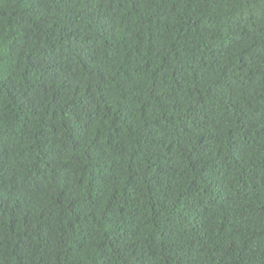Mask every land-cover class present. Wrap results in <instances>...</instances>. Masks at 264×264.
<instances>
[{
    "label": "trees",
    "instance_id": "1",
    "mask_svg": "<svg viewBox=\"0 0 264 264\" xmlns=\"http://www.w3.org/2000/svg\"><path fill=\"white\" fill-rule=\"evenodd\" d=\"M0 264H264V0H0Z\"/></svg>",
    "mask_w": 264,
    "mask_h": 264
}]
</instances>
